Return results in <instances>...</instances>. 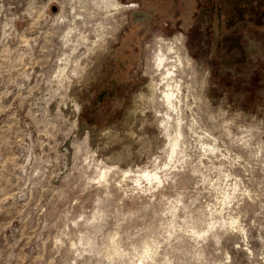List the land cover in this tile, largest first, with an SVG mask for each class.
Listing matches in <instances>:
<instances>
[{
	"label": "rangeland",
	"instance_id": "1",
	"mask_svg": "<svg viewBox=\"0 0 264 264\" xmlns=\"http://www.w3.org/2000/svg\"><path fill=\"white\" fill-rule=\"evenodd\" d=\"M0 264H264V0H0Z\"/></svg>",
	"mask_w": 264,
	"mask_h": 264
}]
</instances>
